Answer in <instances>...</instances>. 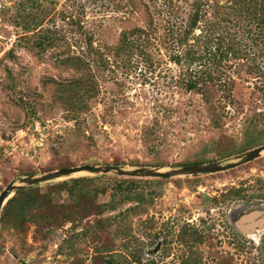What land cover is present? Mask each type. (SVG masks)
<instances>
[{
	"label": "rangeland",
	"instance_id": "obj_1",
	"mask_svg": "<svg viewBox=\"0 0 264 264\" xmlns=\"http://www.w3.org/2000/svg\"><path fill=\"white\" fill-rule=\"evenodd\" d=\"M194 1L201 0H45L39 2L44 9L40 27L25 33L15 20L21 22L20 4L27 0H0V192L19 177L75 166L168 170L242 153L234 152L245 120L264 112V106L246 104L248 85L240 81L244 74L234 71L240 66L229 72L236 80L234 97L243 107L226 105L214 127L200 97L181 86L185 66L171 60L182 52L175 35L184 29ZM203 2L199 28L214 22L225 26L221 16L227 0ZM226 26L231 33L238 29ZM132 28L146 35L136 41L137 48L133 44L116 56L112 48L120 33ZM39 29H48L58 43L36 55L24 38ZM87 37L102 59L95 64L89 58L80 71L63 60L88 57ZM257 62L264 68V54ZM86 73L94 78L97 93L83 102L84 111L74 122L55 99L57 89L49 80L65 84ZM149 128L155 139L144 136ZM79 177L91 175L74 174L39 186ZM147 188L152 201L144 215L130 216V240L111 241L124 264H182L186 259L194 264H264V222L247 233L233 224L247 211L242 205L263 201L253 206L259 208L264 203V154L229 171L164 179ZM231 189H240L242 198L224 201ZM68 227L45 241H33L32 229L24 243L8 232L0 234V264H102L89 242L69 239Z\"/></svg>",
	"mask_w": 264,
	"mask_h": 264
},
{
	"label": "trees",
	"instance_id": "obj_2",
	"mask_svg": "<svg viewBox=\"0 0 264 264\" xmlns=\"http://www.w3.org/2000/svg\"><path fill=\"white\" fill-rule=\"evenodd\" d=\"M40 1L45 0H27L26 4H20L21 14L17 18L21 22L18 19L15 21L23 32L29 33L40 27L44 13ZM206 5L203 0L193 2L192 12L184 29L175 35V42L182 52L172 54L171 60L177 65L185 66L183 78L180 79L182 88L200 97L211 125L218 127L226 105L236 109L243 107L234 97L236 80L229 72L234 65L240 66L234 68V71L238 73L240 70L244 74L240 81L248 85L249 97L246 104L254 108L264 106V68L257 62V58L264 54V0H227L225 15L221 16V22L225 26L220 27L214 22L199 28V23L205 17L203 7ZM26 9H29L27 13ZM226 24L238 29L231 33ZM198 29L200 32L195 35L194 32ZM145 35L146 31L141 28L121 32L117 45L112 48L113 53L116 56L127 53L133 44L137 48L136 41ZM131 37H135L134 41L130 40ZM24 39L28 49L36 55L54 48L58 43L48 29H39L34 37L31 35ZM85 42V54L88 57L67 56L63 62L81 71L82 67L88 66L86 60L89 58L95 64L98 59L101 60V54L94 50L90 38L87 37ZM249 50L252 52L248 53ZM49 81L56 86L55 99L66 106L69 120L77 122L79 114L84 111L83 102L90 101L97 93L94 78L86 73L65 84ZM244 125L243 139L234 153L264 144V112L253 113L245 120ZM144 136L147 139L149 137V140L153 139V128L145 129ZM201 162L203 161L185 166ZM162 181L164 179L97 176L21 188L14 191L1 209L0 234L8 232L24 243L28 231L32 229L33 241H45L54 231L68 225L67 229L72 233L69 239L74 237L89 242L94 257L97 256L100 263L124 264L116 258L122 255L115 252L111 241L130 240V216H142L146 213V207L152 201L147 185ZM241 198L240 189H231L223 195L224 201ZM193 235L197 240L196 235ZM184 239L182 237L181 241ZM182 264L194 262L186 259Z\"/></svg>",
	"mask_w": 264,
	"mask_h": 264
},
{
	"label": "water",
	"instance_id": "obj_3",
	"mask_svg": "<svg viewBox=\"0 0 264 264\" xmlns=\"http://www.w3.org/2000/svg\"><path fill=\"white\" fill-rule=\"evenodd\" d=\"M264 154V144L253 149L237 154L223 161H215L203 164H193L175 169L161 170L157 168L141 167L134 169H124L122 167L106 165V166H91L82 165L70 168H63L44 173L40 176H25L19 177L8 183L0 192V212L6 201L11 198L14 191L41 184H48L62 178L70 177L74 174L84 173L97 176H115L119 178L130 179H170L185 176H197L214 174L232 170L241 165L250 163ZM264 222V204L259 208L251 207L247 209L235 221V227L243 233H247L254 227L262 225ZM158 247V246H157Z\"/></svg>",
	"mask_w": 264,
	"mask_h": 264
},
{
	"label": "flooded vegetation",
	"instance_id": "obj_4",
	"mask_svg": "<svg viewBox=\"0 0 264 264\" xmlns=\"http://www.w3.org/2000/svg\"><path fill=\"white\" fill-rule=\"evenodd\" d=\"M261 202H263V201H256V202H254L255 204H251V205H249V206H247V205H242V209H249V208H251V207H253L254 205H258L257 203H261ZM264 204V203H263ZM236 213H234L233 215H235ZM233 215H231V216H229V220H230V222H232V216ZM234 224V226H235V222L233 223Z\"/></svg>",
	"mask_w": 264,
	"mask_h": 264
}]
</instances>
